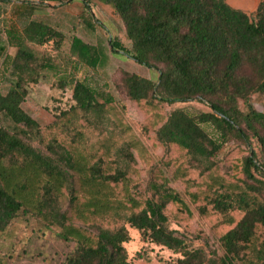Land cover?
Wrapping results in <instances>:
<instances>
[{"label":"trees","instance_id":"16d2710c","mask_svg":"<svg viewBox=\"0 0 264 264\" xmlns=\"http://www.w3.org/2000/svg\"><path fill=\"white\" fill-rule=\"evenodd\" d=\"M92 1L83 0L86 9L91 8ZM97 1L110 7L124 23L137 61L160 70L156 83L140 75L125 74L123 82L129 83L130 99L149 105H173L194 99L208 103V111L172 108L156 128V139L165 146L184 149L191 166L201 168L203 179L198 182L199 187L185 192L195 204L202 199L203 203L197 205L201 215H241L220 232L221 252L212 249L208 238L195 246L193 239H201L200 236L185 235L169 224L175 206L186 212L185 196L164 181L150 180L148 188L154 193L143 206L137 209L133 206L127 212L114 211L120 218L119 225L99 226L95 240L79 241L61 264H131L125 246L131 239L127 225L137 229L144 240L178 254L173 264H264V239L259 248L255 243L259 229L264 228V160L259 152L251 147L236 165L238 172L231 174L236 184L226 185L238 186L237 190L223 185H203L209 181L208 177L218 174L216 157L231 138L245 143L257 139L264 146V112L258 111L250 101L255 93L264 96V0L258 2L252 15L227 0ZM87 24L93 27L90 20ZM7 33L10 43L18 50L13 56L7 53L6 44L0 42L2 79L10 85L6 93L0 89V113L15 124L13 128L0 126V230L21 211H28L17 197V189L22 187L4 179L16 175L18 169L30 168H36L47 178L48 183L43 186L44 204L52 221L64 226L67 214L58 207L59 196L54 193V185L57 179L66 182L71 201L78 199L74 193L75 153L56 137L45 140V127L25 111L22 102L29 93L27 84L38 81L40 70L56 67L49 56L40 59L25 43L51 45L53 50H60L66 34L37 19H29L21 30L11 27ZM112 45L115 50L130 53L117 40ZM71 53L92 68L101 60L99 48L78 35L72 37ZM33 64L36 67L32 68ZM71 81L75 103L56 117L80 112L86 117L103 119L106 104L113 99L104 97L101 101V92L86 76ZM241 99L248 106L246 112L239 108ZM206 125L214 127L217 134L212 135ZM32 140H37L44 149L35 146ZM118 158L127 162L117 164V159L115 169L108 171L106 160L99 157L88 166V179L104 185L126 181L135 155L125 144Z\"/></svg>","mask_w":264,"mask_h":264},{"label":"rangeland","instance_id":"374dc122","mask_svg":"<svg viewBox=\"0 0 264 264\" xmlns=\"http://www.w3.org/2000/svg\"><path fill=\"white\" fill-rule=\"evenodd\" d=\"M227 1L252 15L260 0ZM29 19L50 23L66 34V41L60 50H53L51 45L25 43L40 59L49 56L56 67L41 69L38 81L27 84L29 93L22 107L45 127V140L56 137L74 151L77 161L74 193L78 199L71 201V190L66 182L59 179L55 181L54 193L59 196L58 207L67 214L65 225L61 226L52 221L50 211L44 204L43 186L48 181L36 168L18 169L16 175L4 179L15 187H22L17 189V197L24 202L28 211H21L7 227L0 230V264H61L79 241L85 238L91 242L95 240L99 226L119 225L120 218L116 217L114 211L127 212L133 206L135 209L143 206L145 200L154 193L152 188H148L150 180L164 181L186 198V212L175 206L170 227L185 235L200 236L201 239H193L195 246L203 244L208 238L212 249L221 252L218 241L220 232L230 227L241 214L234 213L230 217L201 215L197 205L203 203L200 202L202 199L195 204L185 194L199 187L198 182L203 179L201 168L191 166L184 149L177 145L165 146L156 139V128L172 108L208 111V103L194 99L173 105H149L145 101L135 102L130 99L129 83L125 82V86L123 82L125 74L140 75L156 83L159 81L160 70L137 61L124 23L114 15L110 7L97 0L92 1L90 9L85 8L83 0H66L62 3L0 0V42L6 44L7 53L14 56L18 50L10 43L7 30L11 27L21 30ZM87 20L93 23V27L88 26ZM73 35L99 48L101 60L97 67L92 68L80 61L77 55H72ZM114 40L123 44L130 53L113 49ZM2 62L3 59L0 60V89L6 93L10 85L2 79ZM34 67L35 64L32 65ZM85 76L101 92V101L104 97L113 99L106 104L103 119L86 117L80 112L57 118L56 114L75 103L72 78L83 79ZM250 101L258 111L264 112V96L255 93ZM239 108L244 112L248 109L242 99ZM1 125L9 128L15 126L0 113ZM206 128L212 135L217 134L211 125H206ZM248 142L236 138L227 141L216 157V177L220 179L210 176L209 181L203 185H223L237 190L238 186L226 184H236L231 174L238 172L236 165H239L251 147L264 160V146L257 139ZM32 143L44 149L37 140H32ZM125 144L131 147L136 159L131 164L127 180L109 185L90 181L87 177L88 166L99 157L106 160L108 171L115 169L117 159V164L125 165L127 160L118 158ZM127 226L131 239L125 246L131 264H173L178 254L167 247L144 240L137 229ZM263 239L264 228H260L255 242L258 248Z\"/></svg>","mask_w":264,"mask_h":264}]
</instances>
